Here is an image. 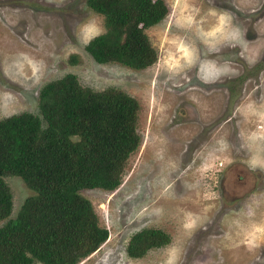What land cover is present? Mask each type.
Segmentation results:
<instances>
[{
  "label": "rangeland",
  "instance_id": "obj_1",
  "mask_svg": "<svg viewBox=\"0 0 264 264\" xmlns=\"http://www.w3.org/2000/svg\"><path fill=\"white\" fill-rule=\"evenodd\" d=\"M163 2L145 30L157 60L138 70L88 53L105 29L85 0H0V118L36 114L41 87L66 73L137 99L140 144L119 185L80 191L108 237L78 264H264V0ZM3 179L0 225L33 194ZM146 228L168 243L129 256Z\"/></svg>",
  "mask_w": 264,
  "mask_h": 264
},
{
  "label": "trees",
  "instance_id": "obj_2",
  "mask_svg": "<svg viewBox=\"0 0 264 264\" xmlns=\"http://www.w3.org/2000/svg\"><path fill=\"white\" fill-rule=\"evenodd\" d=\"M85 3L104 21V32L85 46L96 62L139 70L157 60L145 30L162 19L163 0ZM138 111L137 99L125 91H96L66 73L41 87L36 114L0 118V220L12 210L4 175L20 177L33 192L16 217L0 225V264H78L107 239L108 230L80 191L119 185L129 155L140 144ZM168 241L161 229L146 228L131 236L127 253L142 257Z\"/></svg>",
  "mask_w": 264,
  "mask_h": 264
}]
</instances>
